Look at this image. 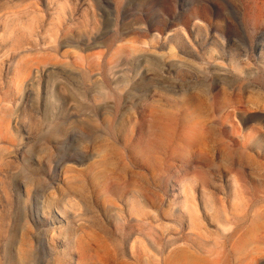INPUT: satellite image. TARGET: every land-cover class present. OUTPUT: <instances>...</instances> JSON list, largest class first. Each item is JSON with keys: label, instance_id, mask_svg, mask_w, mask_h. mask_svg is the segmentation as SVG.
<instances>
[{"label": "rangeland", "instance_id": "1", "mask_svg": "<svg viewBox=\"0 0 264 264\" xmlns=\"http://www.w3.org/2000/svg\"><path fill=\"white\" fill-rule=\"evenodd\" d=\"M28 243L264 264V0H0V264Z\"/></svg>", "mask_w": 264, "mask_h": 264}, {"label": "bare ground", "instance_id": "2", "mask_svg": "<svg viewBox=\"0 0 264 264\" xmlns=\"http://www.w3.org/2000/svg\"><path fill=\"white\" fill-rule=\"evenodd\" d=\"M166 92H164L163 93V91L161 92V96L162 95H167V94H165ZM169 95V94H168ZM169 102V101H168ZM162 127V126H161ZM184 182V181H183ZM192 194H194V193H192ZM191 195V194H190ZM186 197V196H185ZM192 197V196H191ZM192 200H194V202H193V204H195V199H192ZM198 201V200H197ZM185 204H189L190 205V200L187 198V201H185ZM189 205H187V208H189V211L191 212V221H192V224H191V226H192V228H195L196 229V231H197V229H198V226L196 225V221L194 220V217L196 216L197 217V207L196 208H193V206H190L189 207ZM196 205V204H195ZM199 205V204H198ZM215 205V204H214ZM49 206H51V203L49 202ZM197 206V205H196ZM191 207H192V209H191ZM108 210H112V206H108ZM148 211V210H147ZM153 211V210H152ZM216 211H217V209H216ZM223 213L226 215V216H230V213H229V211L228 210H224L223 209ZM179 212L180 213H182V214H184V215H186L187 214V212H185L181 207L179 208ZM193 212V213H192ZM149 213H150V211H149ZM224 226V225H223ZM87 225H80L79 226V228L78 229H80V231L82 230H84V229H87ZM202 227V226H201ZM224 229H226V227H223ZM223 229V230H224ZM228 229V228H227ZM232 229V228H231ZM194 230V229H193ZM238 230V229H237ZM195 231V230H194ZM203 231V230H202ZM197 232H199L200 233V231H197ZM227 232H229L228 230H227ZM224 233H225V235H226V232H225V230H224ZM230 233V232H229ZM204 234V233H203ZM202 234V235H203ZM200 235H201V233H200ZM207 235V234H206ZM203 236H205V235H203ZM203 236H201L202 238H203ZM227 236H228V234H227ZM231 236V235H230ZM229 236V237H230ZM207 237H209V236H206V238ZM225 238V237H224ZM232 238V237H231ZM263 238V237H262ZM226 239H227V237H226ZM233 239V238H232ZM231 239V240H232ZM228 240H230V239H228ZM218 241V240H217ZM240 241V240H239ZM142 243V242H141ZM222 243H224L223 241H222ZM217 245H220V243L218 244V243H216ZM225 244V243H224ZM235 244V243H234ZM244 244V243H243ZM228 245V244H227ZM213 246V245H212ZM225 246H226V244H225ZM241 246V245H240ZM219 247V246H218ZM215 249H216V247H215ZM217 250H219V249H217ZM236 250V249H235ZM239 250V249H238ZM225 251H227V249L225 250ZM32 252H33V246H32V244H30V243H28V245L26 246V249H22V248H20L19 250H17V254H16V258H15V260H14V264H32V257H31V255H32ZM213 252H215V251H213ZM241 252V251H240ZM264 252V251H263ZM220 253V252H219ZM217 254V253H216ZM222 254V253H221ZM225 254H227V252L225 253ZM224 254V255H225ZM215 255V254H214ZM214 255H213V257H214ZM239 256H238V259H239V257H240V254H238ZM262 255V252L260 251V249L258 250V248H257V250H255L252 254H249V255H246V256H244V257H242L241 259H240V261H238L239 263L238 264H255L257 261H258V258L260 257ZM205 256H206V254H205ZM210 256V255H209ZM208 256V257H209ZM219 256L220 255H218V257L217 258H219ZM228 257V256H227ZM230 258V257H229ZM228 259V258H227ZM214 260V259H213ZM264 260V259H263ZM229 261V260H228ZM213 262H215V260L213 261ZM216 262H218V261H216ZM219 262H221V261H219ZM224 262H225V260H224ZM223 262V263H224ZM232 262V261H231ZM230 262V263H231ZM222 263V262H221ZM212 264V263H211ZM216 264V263H215ZM225 264H226V262H225ZM232 264V263H231ZM258 264V263H257Z\"/></svg>", "mask_w": 264, "mask_h": 264}]
</instances>
